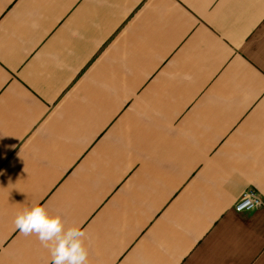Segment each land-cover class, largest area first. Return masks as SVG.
<instances>
[{
  "label": "crops",
  "instance_id": "obj_1",
  "mask_svg": "<svg viewBox=\"0 0 264 264\" xmlns=\"http://www.w3.org/2000/svg\"><path fill=\"white\" fill-rule=\"evenodd\" d=\"M264 0H0V264H264Z\"/></svg>",
  "mask_w": 264,
  "mask_h": 264
},
{
  "label": "clouds",
  "instance_id": "obj_2",
  "mask_svg": "<svg viewBox=\"0 0 264 264\" xmlns=\"http://www.w3.org/2000/svg\"><path fill=\"white\" fill-rule=\"evenodd\" d=\"M24 236L35 235L48 249L51 264H88L84 232L78 227L66 228L59 215H50L40 204L25 207L14 219Z\"/></svg>",
  "mask_w": 264,
  "mask_h": 264
},
{
  "label": "built area",
  "instance_id": "obj_3",
  "mask_svg": "<svg viewBox=\"0 0 264 264\" xmlns=\"http://www.w3.org/2000/svg\"><path fill=\"white\" fill-rule=\"evenodd\" d=\"M264 206V199L258 190L251 188L246 190L235 205L238 213L252 212Z\"/></svg>",
  "mask_w": 264,
  "mask_h": 264
}]
</instances>
